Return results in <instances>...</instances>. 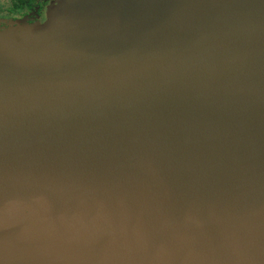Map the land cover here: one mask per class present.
<instances>
[{
  "label": "water",
  "instance_id": "95a60500",
  "mask_svg": "<svg viewBox=\"0 0 264 264\" xmlns=\"http://www.w3.org/2000/svg\"><path fill=\"white\" fill-rule=\"evenodd\" d=\"M62 4L0 53V264H264V0Z\"/></svg>",
  "mask_w": 264,
  "mask_h": 264
},
{
  "label": "rangeland",
  "instance_id": "374dc122",
  "mask_svg": "<svg viewBox=\"0 0 264 264\" xmlns=\"http://www.w3.org/2000/svg\"><path fill=\"white\" fill-rule=\"evenodd\" d=\"M3 4H6V0H0ZM45 6L40 12L30 16L28 19L23 20H10V19H0V53L4 52L6 48L14 46L17 42L16 40H21V36H25L40 24H49L52 19H54L55 14H57L62 7V0H44ZM24 34V35H21ZM21 37V38H20ZM20 38V39H19ZM7 44H10L9 47H6ZM50 46H38L35 49L24 55H33L38 53H44L50 50ZM25 56L20 60L22 61ZM3 70L2 68L0 69Z\"/></svg>",
  "mask_w": 264,
  "mask_h": 264
},
{
  "label": "flooded vegetation",
  "instance_id": "af4514ba",
  "mask_svg": "<svg viewBox=\"0 0 264 264\" xmlns=\"http://www.w3.org/2000/svg\"><path fill=\"white\" fill-rule=\"evenodd\" d=\"M5 3L0 1V19H28L46 5L44 0H6Z\"/></svg>",
  "mask_w": 264,
  "mask_h": 264
}]
</instances>
